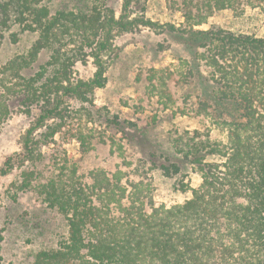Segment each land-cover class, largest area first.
Returning a JSON list of instances; mask_svg holds the SVG:
<instances>
[{
	"label": "trees",
	"instance_id": "trees-1",
	"mask_svg": "<svg viewBox=\"0 0 264 264\" xmlns=\"http://www.w3.org/2000/svg\"><path fill=\"white\" fill-rule=\"evenodd\" d=\"M133 1L137 0H123L121 12L115 16L107 0H87L86 10H52L48 0H0V39L13 23L38 34L21 57L20 67L30 65L41 49L50 50L48 60L23 84V103L37 102L39 113L23 136L19 160L36 164L43 156V146L54 143V135L63 126L62 98L91 102L93 89L105 85L115 50L112 40L141 26L174 33L188 46L192 54L188 73L197 75L201 86L199 108L224 128L226 141L209 143L208 138L195 141L179 135L170 146L183 155L181 162L150 152L145 160L147 170L156 169L164 177L175 178L173 188L190 196L171 206L152 205L149 213L143 201L135 206V200L129 205L120 203L121 215L117 217L108 210L104 213L105 207L95 204L89 192L97 201L102 200L99 189L112 186L105 177L106 185L96 178L88 187L59 176L32 184L34 169L23 167L17 189L35 188L66 222V235L58 248L38 253L36 262L264 264V36L220 26L194 27L204 23L213 10L234 8L239 1L259 7L264 14V0H181L184 23L180 26L133 14ZM66 38L78 43L76 50H63ZM81 53L89 55L96 67L87 80L71 77V67ZM51 119L57 121L49 123ZM116 124L123 128L122 121ZM78 139L84 143L83 134ZM13 160L8 157L5 167L10 168ZM184 162L198 174L197 186L181 178ZM72 173L75 175L74 170ZM113 178L119 184L120 173ZM128 183L135 198L146 188L142 180Z\"/></svg>",
	"mask_w": 264,
	"mask_h": 264
},
{
	"label": "rangeland",
	"instance_id": "rangeland-1",
	"mask_svg": "<svg viewBox=\"0 0 264 264\" xmlns=\"http://www.w3.org/2000/svg\"><path fill=\"white\" fill-rule=\"evenodd\" d=\"M86 2L48 0L52 10L75 7L86 10ZM122 2L107 0L115 16L121 12ZM244 2L239 1L234 8L215 9L204 23L194 27L220 26L264 36L263 12ZM181 6V0H137L130 9L133 14H144L153 21L180 26L184 23ZM37 36L36 32L22 30L13 23L0 39V264H37L38 253L54 252L66 235L63 215L50 208L35 188L17 189L23 167L34 169L32 184L59 176V179L68 178V183L73 179L88 187L96 178L106 185L105 177L112 186L99 189L102 200L97 201L88 189L94 203L105 207L104 213L108 210L111 216L117 217L121 215L117 206L129 205L132 200L135 206L143 201L144 210L149 213L152 205L171 206L190 196L189 192L173 188L175 178L164 177L156 169L147 170L145 160L150 152H155V157L164 155L181 162L183 155L170 146L172 139L179 135L195 141L208 138L209 143L226 141L224 128L199 108L201 86L198 76L188 73L192 62L188 46L174 33L141 26L115 36L112 40L115 50L105 73V85L93 89L91 102L64 96L61 103L64 123L54 135L55 142L43 146V156L36 164L21 162L23 136L39 113L37 102L23 103V84L40 70L50 55L49 49H41L30 65L20 67L21 57L27 54ZM73 39L78 41L77 36ZM62 43L66 53L78 47V43L69 38ZM95 70L92 58L81 53L71 67V77L87 80ZM56 121L51 119L49 123ZM118 121L124 123L123 128L116 124ZM126 121L135 125H128ZM79 134H83L84 143H80ZM10 156L14 160L8 168L4 162ZM182 168L185 175L181 178L190 186H197L198 174L185 162ZM118 172L119 184L113 178ZM139 180L146 188L135 198L128 181ZM64 264H75V261Z\"/></svg>",
	"mask_w": 264,
	"mask_h": 264
}]
</instances>
